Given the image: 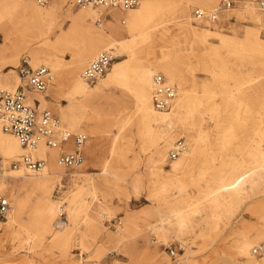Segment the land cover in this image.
Returning <instances> with one entry per match:
<instances>
[{
	"label": "rangeland",
	"instance_id": "1",
	"mask_svg": "<svg viewBox=\"0 0 264 264\" xmlns=\"http://www.w3.org/2000/svg\"><path fill=\"white\" fill-rule=\"evenodd\" d=\"M0 1L6 3L0 16L2 47L19 34L30 33L32 20L23 13L18 0ZM34 1L56 14L53 27L46 23L41 26L48 35L46 40L57 46L65 68L78 58L89 59L81 67L82 78L99 52L111 51L115 60L96 82L82 78L91 86L88 94L81 88L71 90V86L57 89L53 79L48 89L39 92L40 100L46 98L41 100L40 110H51L62 124L88 135L83 165H62L77 173L56 180L52 197L63 204L50 223L36 209L38 192L25 185L43 173L10 170L11 162L17 159L0 150L8 170L2 187L13 204L0 220V264H21L24 260L27 264H230L237 260V244L256 241L257 233L264 231V176L258 186H250V180L264 172L263 162L253 155L256 144L252 142L256 123L264 117V91L253 90L255 84L264 81V23L238 13L248 5L263 17L264 11L251 0H241L211 21L198 19L196 10L211 12L221 0L217 5L207 0H144L138 8L121 10L115 20L110 8L78 7L76 0ZM143 10L166 13L163 26L149 37H142L140 29H127V14ZM103 29L112 33L110 40L118 46L108 48L107 41L102 40L91 53ZM30 50L21 53L17 65L8 64L4 70L18 71L24 55L31 57L35 67L45 65L37 63ZM115 65L122 67L121 76L107 80ZM149 66L157 70L154 75L163 73L178 91L169 111L181 129L172 131L164 163L152 159L163 127L153 118L142 119L136 110L140 74ZM8 76L12 81L17 78L14 72ZM222 87L232 96H225ZM152 92L151 81L150 97ZM184 95L189 96V109L179 112L178 103ZM70 100H74L83 125L95 130L94 137L63 120L59 110ZM150 106L157 111L152 98ZM191 122L200 124L193 133L196 143L190 140ZM179 141L187 149L170 158ZM73 147L51 149H57L59 157L63 150ZM29 152L27 149L24 154ZM239 175L245 176L241 185L207 197L221 181H233ZM81 193L89 206L71 216L70 200ZM19 202L20 215L14 220L12 211ZM179 210L182 212L176 215ZM116 220L121 224L114 227L110 223ZM11 224L19 236L6 241L5 228ZM263 241L253 243L252 248ZM169 246L176 248L175 256L169 253ZM12 250L14 253H6ZM252 257L256 263H264Z\"/></svg>",
	"mask_w": 264,
	"mask_h": 264
},
{
	"label": "bare ground",
	"instance_id": "2",
	"mask_svg": "<svg viewBox=\"0 0 264 264\" xmlns=\"http://www.w3.org/2000/svg\"><path fill=\"white\" fill-rule=\"evenodd\" d=\"M18 1L20 4V7H22L23 13H25L26 16H28V18L32 20L31 25L33 28L30 25L29 26V28L31 27L30 33L19 34L12 41L11 44L0 47V85L4 86L5 88L9 90H15L16 88L19 87L18 85H21L23 83V80L21 79L20 74L18 73L17 70H15V68L10 69L9 71H6L4 69L7 66H9L8 64L17 65L19 61V56L21 55V53L27 49L29 50L32 49L30 50V54L32 55L33 59L37 63L42 62L45 64L44 66L51 67L50 70L52 71L51 75L53 78V83L57 89L63 86H66V87L71 86V90H73L74 88L75 89L81 88V92L88 94L89 93L88 91L90 90L91 86L86 84L83 81L84 78L83 76H82L83 79L80 77L81 75L80 73H81V67L87 61H89V59L78 58L73 63V65H71L68 68H65L62 62L61 56L57 52L58 51L57 46L46 40L48 38V35L46 34L45 30L42 29L41 25L43 23H46L48 24L50 28L53 27V23L56 20V14L54 13V11H52V9L44 8V7L37 5V3L34 0H18ZM207 1H208L207 3H213L214 5H217V2H218V0H207ZM3 10H6V3L3 1H0V16L1 14L4 13ZM83 11H86V10H83ZM120 11L121 10L119 9L110 8L109 12L112 14L115 20H118V18L121 16ZM263 11L264 10H262V12ZM239 15L240 16L242 15L243 17L248 16L256 22L264 23V17L262 16V14L256 11L255 9H253L250 5L241 9V12L238 13V16ZM127 16H128V25H127L128 30L132 32L133 29H140L139 32L142 37L143 36L149 37V36H152L159 28L163 26L162 25L164 23L163 18L166 16V13L162 11L143 10L140 12H129ZM1 18H4V16ZM115 30L120 31L117 28H115ZM134 35H137V34H134ZM111 37H112V33L107 32L105 31V29H103V32H100L98 34V37L95 43L92 45L90 52L93 53L96 49H98L100 45L102 44V40L107 41L106 46H108V48L118 46L117 45L118 43L110 40ZM156 39H158V37ZM156 58L159 61L162 60V59H159L158 57ZM156 71L157 70L155 68L149 66L141 72L140 79H139V82H140L139 87L141 90L140 92L141 94L138 97L137 102H136V107H137L136 110L141 112L142 119H144L145 117L147 118L149 117L151 119L153 118L157 122L158 125H161L163 127L162 128L163 136L153 152L152 159L156 161L157 163L159 162L164 163L165 153L172 140L171 139L172 131L174 129L176 130L181 129V127L179 126V123L177 124L174 123L175 117L172 116V112L169 111L172 109L173 104L175 103V100L178 97V91H177L176 97L174 98V101L172 105L170 106V108L163 109V110L156 108L153 103V93L155 90V86H154V82L152 78V76L154 75ZM12 72H14V74L17 76L16 80L14 81H12L11 78L8 76ZM121 74H122V67L119 65H115L111 69V71L108 73L107 80L109 79L115 80L119 78ZM170 76L173 80V73L172 74L170 73ZM19 77H20V80H19ZM151 81H152L153 92H152V96L150 97ZM102 83L103 82H101L100 85ZM0 88H3V87H0ZM253 90L258 93H260L261 91H264V81L258 82L257 84H255V86H253ZM221 92L227 97L232 96L231 95L232 92L229 91L227 87H222ZM39 94L41 93H39L38 91H33L28 96V103L29 104L31 103V105L33 104L34 106L37 105V107L40 109L41 100L46 101V98L45 96H43L41 97V100H40ZM238 95L239 94H237L236 96ZM151 98H152L153 108L156 109L157 111H154L153 109L150 108ZM38 101H40V103ZM188 104H189V96L188 95L182 96L178 103L179 112H181L182 110H185V108L189 109ZM74 108H75L74 100H70L67 106L60 108L59 111L61 112V116L63 120L69 123L71 127H77L81 130L89 131L94 137L95 130L91 129L87 125L86 126L83 125V121H81L80 116L76 114V111ZM67 128L74 133H82L80 131H74L69 127ZM197 129H200V124L196 122H191V124L188 127V130L192 132V134H190V140L192 143L197 142L196 135L193 134L194 130H197ZM176 132H179V131H176ZM7 135H10L15 139H11L10 137H7ZM253 140L256 144L253 155L255 156L256 159H259L260 161L263 162L261 165L264 167V147L262 146L264 143V117H260L256 123L255 131L253 132V135H252V142ZM64 145H66V147L68 148H72L73 142L72 141H69L67 143L64 142L55 148H60ZM184 145H185V148L180 153L181 155L187 149V146L185 143ZM51 148L52 147L46 146L45 144H41L38 146V148L35 151H32V154L35 157L39 156L47 160V168H45L44 170L45 172L43 171L41 173H34L28 170L23 165L19 168H13L11 166L9 168L10 170H26L33 175H41L43 173L41 177L28 180L25 183V185L27 184L30 185V187H32L33 190H36L38 192L36 209L40 213H43L44 215H46L45 216L46 219H44L46 223L48 222L50 223L53 217L58 216L60 213V210H62L63 202L61 203V201H57L56 199L52 197L56 180H60L62 175H67V174L75 175L77 173V171L72 170V169H69V170L64 169L62 164L59 163V160H58L59 157L57 156L58 155L57 149H51ZM176 148L177 146L172 148L170 151V154L172 150ZM0 150L5 156H8V157L13 156L15 159H18L24 153L27 152V148L21 144L20 140L14 134L4 131L1 125H0ZM63 151H68V150H63ZM5 169L7 172L8 170L6 166H5ZM103 172H105L104 168H103ZM263 176H264V172H262L261 174H258L256 177L251 179L250 186L251 187L258 186L262 182ZM244 178L245 176L239 175L233 181H229L227 179L225 181H221L220 185L216 189L210 191L207 194V197L210 198L214 194L222 190H231V189L238 187L239 185L242 184V181ZM11 194L13 196L14 192H12ZM84 197L85 196L82 193L76 194V196H74L70 200V204L68 207H69V212L71 216L75 215L76 212L79 211L80 209L89 206L85 202ZM12 207H13V204L11 206V209ZM21 207H22V203L19 202L17 204V207L12 211V217H11L12 219L16 220V218L20 215ZM180 212L182 211L181 210L175 211V214L177 215ZM5 234H6L5 235L6 241L13 239V238L18 239V236H19L18 231L15 233V226L13 224L5 228ZM263 238H264V231H259L256 235V241H244L242 243H238L236 246L237 248L236 253L238 255V259L233 260V262L230 264H260V263H256L253 260L252 256L254 254H253V251L251 252V250H253V248L259 244L255 245L253 248L251 245ZM6 253H14V252L12 250V251H6ZM240 259L242 260L240 261ZM21 264H27V261L24 260Z\"/></svg>",
	"mask_w": 264,
	"mask_h": 264
},
{
	"label": "built area",
	"instance_id": "3",
	"mask_svg": "<svg viewBox=\"0 0 264 264\" xmlns=\"http://www.w3.org/2000/svg\"><path fill=\"white\" fill-rule=\"evenodd\" d=\"M46 4L49 0H38ZM144 0H76L78 7L114 8L128 10L138 7ZM241 0H221L212 12L202 9L196 10L198 19L211 21L218 20L224 11L230 10ZM258 8L264 10V0H251ZM98 22L102 18L97 19ZM115 56L111 51L103 50L91 61L82 72L83 78L94 83L101 75H104L112 66ZM51 70L47 66L35 67L29 55H24L18 67V73L23 80L16 90L0 88V125L3 130L14 134L23 146L30 150L10 164L13 168L22 165L34 173H41L47 167V160L42 157H35V151L39 145L55 148L61 143L73 142V150L63 151L59 155V163L67 168H78L85 162L83 148L88 141L86 133H74L61 123L50 110H40L37 105L28 103L29 92L45 91L52 81ZM155 90L153 93L154 106L160 110L168 109L172 105L177 94V87L171 84L167 77L158 72L153 77ZM185 148L182 141L178 142L177 148L173 149L170 158H176ZM4 159L0 155V220L5 218L11 208V201L3 191L2 181L6 177ZM114 227L121 224V221H113ZM168 251L172 256L176 255V248L169 246ZM253 254L264 259V241L253 248Z\"/></svg>",
	"mask_w": 264,
	"mask_h": 264
},
{
	"label": "crops",
	"instance_id": "4",
	"mask_svg": "<svg viewBox=\"0 0 264 264\" xmlns=\"http://www.w3.org/2000/svg\"><path fill=\"white\" fill-rule=\"evenodd\" d=\"M153 241H156V237L153 235ZM143 242V241H142ZM144 243V242H143Z\"/></svg>",
	"mask_w": 264,
	"mask_h": 264
}]
</instances>
